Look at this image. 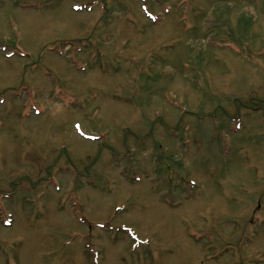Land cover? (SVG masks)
Returning <instances> with one entry per match:
<instances>
[{"label":"rangeland","instance_id":"rangeland-1","mask_svg":"<svg viewBox=\"0 0 264 264\" xmlns=\"http://www.w3.org/2000/svg\"><path fill=\"white\" fill-rule=\"evenodd\" d=\"M144 3L0 0V264H264V0Z\"/></svg>","mask_w":264,"mask_h":264}]
</instances>
